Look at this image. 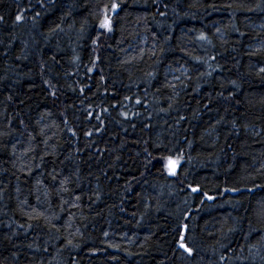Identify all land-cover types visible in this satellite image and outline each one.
<instances>
[{"label":"trees","instance_id":"16d2710c","mask_svg":"<svg viewBox=\"0 0 264 264\" xmlns=\"http://www.w3.org/2000/svg\"><path fill=\"white\" fill-rule=\"evenodd\" d=\"M0 264H264V0H0Z\"/></svg>","mask_w":264,"mask_h":264},{"label":"snow or ice","instance_id":"6c2138e0","mask_svg":"<svg viewBox=\"0 0 264 264\" xmlns=\"http://www.w3.org/2000/svg\"><path fill=\"white\" fill-rule=\"evenodd\" d=\"M112 7L115 9L118 7V5L116 4H113ZM21 17L20 16H17V20H20ZM101 26L102 27H105V28H109L110 27V20L108 19L107 16H105V19L101 22ZM178 163V161H171L170 160V164H172L173 166ZM195 191V189H194ZM181 247H185V245L183 243H181ZM187 251L191 252L192 250L191 249H187Z\"/></svg>","mask_w":264,"mask_h":264}]
</instances>
